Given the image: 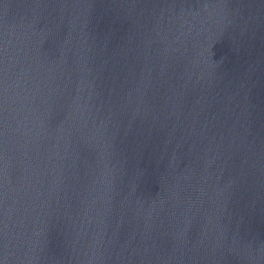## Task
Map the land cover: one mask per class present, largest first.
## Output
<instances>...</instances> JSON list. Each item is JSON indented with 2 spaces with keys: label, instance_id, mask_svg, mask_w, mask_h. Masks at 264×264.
Instances as JSON below:
<instances>
[{
  "label": "water",
  "instance_id": "water-1",
  "mask_svg": "<svg viewBox=\"0 0 264 264\" xmlns=\"http://www.w3.org/2000/svg\"><path fill=\"white\" fill-rule=\"evenodd\" d=\"M0 264H264V0H0Z\"/></svg>",
  "mask_w": 264,
  "mask_h": 264
}]
</instances>
